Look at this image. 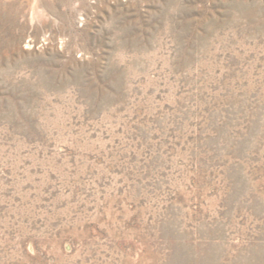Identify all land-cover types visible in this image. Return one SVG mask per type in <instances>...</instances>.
<instances>
[{
  "label": "rangeland",
  "instance_id": "374dc122",
  "mask_svg": "<svg viewBox=\"0 0 264 264\" xmlns=\"http://www.w3.org/2000/svg\"><path fill=\"white\" fill-rule=\"evenodd\" d=\"M0 264H264V0H0Z\"/></svg>",
  "mask_w": 264,
  "mask_h": 264
}]
</instances>
